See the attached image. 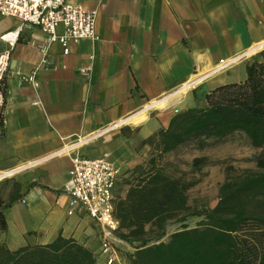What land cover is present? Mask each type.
<instances>
[{
  "label": "crops",
  "instance_id": "obj_1",
  "mask_svg": "<svg viewBox=\"0 0 264 264\" xmlns=\"http://www.w3.org/2000/svg\"><path fill=\"white\" fill-rule=\"evenodd\" d=\"M72 1L97 11L98 38L71 40L68 53L55 41L43 56L48 37L39 26L0 15V52L11 50L0 109V199L8 204L0 245L17 249L62 234L106 264L100 227L67 213L72 156L108 154L123 171L138 163V145L185 110L191 87L203 95L221 85L208 87L209 79L262 50L264 0ZM34 69L38 86L25 79ZM119 239L116 246L127 244Z\"/></svg>",
  "mask_w": 264,
  "mask_h": 264
},
{
  "label": "trees",
  "instance_id": "obj_2",
  "mask_svg": "<svg viewBox=\"0 0 264 264\" xmlns=\"http://www.w3.org/2000/svg\"><path fill=\"white\" fill-rule=\"evenodd\" d=\"M199 99L198 97H196ZM204 106L176 113L167 127L143 141L153 154L147 167L124 171L118 186H127L116 203L118 236L133 251L121 254L126 264H264V153L257 172L228 178L214 207L194 208L188 191L194 182L162 162L193 140L200 147L243 133L251 146L264 149V49L247 63L243 81L206 91ZM195 163L200 161L196 158ZM0 199V228L7 229ZM192 219H198L191 226ZM180 228L166 239L169 223ZM149 227V228H148ZM155 232L149 237V232ZM0 264H98L93 250L60 234L45 244L11 249L0 245Z\"/></svg>",
  "mask_w": 264,
  "mask_h": 264
},
{
  "label": "built area",
  "instance_id": "obj_3",
  "mask_svg": "<svg viewBox=\"0 0 264 264\" xmlns=\"http://www.w3.org/2000/svg\"><path fill=\"white\" fill-rule=\"evenodd\" d=\"M96 13L95 9L72 0H0V15L14 16L37 25L47 35L48 42L40 46L43 56H46L50 42H60L64 52L68 53L69 41L98 38L95 31ZM59 26L64 28L62 34L57 31ZM9 43L13 47L15 40H9ZM10 62L11 50L0 52L1 113L7 104L6 79L10 76ZM88 69L83 67L81 70L86 73ZM25 79L38 86L37 69L27 74ZM34 103L38 104L39 101ZM153 107L149 105L142 111H151ZM115 126L118 124L111 127ZM123 173V168L113 162L108 154L96 158L76 154L72 156L70 177L64 187L69 196L67 213L87 214L100 227L101 253L107 256L106 264H122L116 246L120 241L117 235L120 221L116 215V203L118 183Z\"/></svg>",
  "mask_w": 264,
  "mask_h": 264
},
{
  "label": "rangeland",
  "instance_id": "obj_4",
  "mask_svg": "<svg viewBox=\"0 0 264 264\" xmlns=\"http://www.w3.org/2000/svg\"><path fill=\"white\" fill-rule=\"evenodd\" d=\"M263 49L264 47L262 50ZM256 56L251 57L248 62L253 61ZM246 76L247 64L239 63L209 79L207 81V86H214L219 82H221V84L240 82L243 81ZM195 90L196 89L191 87L187 91L193 93L194 98L192 94H190L180 105L181 108L187 109L198 105H205V101L202 100L203 95H200L201 89L198 91L197 95ZM154 108L155 107L151 110ZM181 111H177L176 113ZM198 144V140L188 142L173 152L163 154L161 159L162 162L172 164V168L176 167L184 172L188 180L194 182V186L188 191L189 203L194 208L214 207L219 198L220 186L228 178H235L246 173L260 170L258 158L264 153V149L251 146L249 139L243 133H234L221 142L208 141L205 147H200ZM138 148L143 149L140 161L129 167L128 169L130 170L138 165L147 167L153 154H157L151 145L143 144V142L141 145H138ZM196 158L200 161L195 163L194 160ZM126 188L127 186L125 185L118 186L119 196L125 194ZM197 221L198 219H192L190 225L195 226ZM180 226L181 224L178 222L169 223L165 239L172 232L179 229ZM148 235L149 237H153L155 232L150 231ZM119 245L120 246H117V251L118 253L120 251L119 256L121 258V263L126 264L121 254L133 251V248L125 243H120Z\"/></svg>",
  "mask_w": 264,
  "mask_h": 264
},
{
  "label": "bare ground",
  "instance_id": "obj_5",
  "mask_svg": "<svg viewBox=\"0 0 264 264\" xmlns=\"http://www.w3.org/2000/svg\"><path fill=\"white\" fill-rule=\"evenodd\" d=\"M145 111V110H144ZM143 112V111H142ZM141 113V112H140Z\"/></svg>",
  "mask_w": 264,
  "mask_h": 264
}]
</instances>
